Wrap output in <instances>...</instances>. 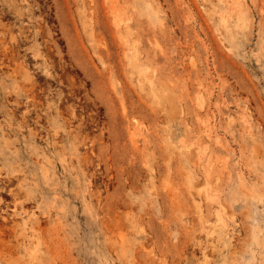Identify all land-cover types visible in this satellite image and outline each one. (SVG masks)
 <instances>
[{"label":"rangeland","instance_id":"1","mask_svg":"<svg viewBox=\"0 0 264 264\" xmlns=\"http://www.w3.org/2000/svg\"><path fill=\"white\" fill-rule=\"evenodd\" d=\"M19 1L0 0L34 30L29 66L0 69L21 194L1 191L0 264H264V0Z\"/></svg>","mask_w":264,"mask_h":264},{"label":"bare ground","instance_id":"2","mask_svg":"<svg viewBox=\"0 0 264 264\" xmlns=\"http://www.w3.org/2000/svg\"><path fill=\"white\" fill-rule=\"evenodd\" d=\"M21 1V0H20ZM19 1V2H20ZM31 1V0H30ZM15 2V1H14ZM8 3V2H7ZM30 3H32V2H30ZM10 5H11V3H9ZM19 5V4H18ZM21 6H23V5H21ZM32 6H34V5H32ZM20 7V6H19ZM25 7V6H24ZM8 8V7H7ZM32 10V9H31ZM34 10V9H33ZM7 15H12L15 19H16V23H15V25H11L12 24V22L11 21H13V20H9L10 22H11V24H8V23H5V22H3V19L7 16ZM28 15H30V9H29V7H25L24 9H19L18 7L17 8H14V10L13 9H10L9 11H3L2 10V12L0 13V41L2 42V44H4V42L5 41H2V39L4 38V39H7V36H10V38H11V40H12V44H10V46H9V43L7 44V43H5L6 45H8V46H6L5 44L2 46V48L0 47V69H1V67L2 68H4V67H11V66H15L14 68L15 69H20V71L21 72H23V69H22V67L23 68H26V66L28 65L29 66V64H26V61H27V58L25 57V54H22V48H25V50H27L26 49V47H22L23 45H25V43L22 45V43L23 42H25L26 40H27V42L29 41L30 42V40L32 39V37H31V35H32V33L34 32V30L33 31H30V27H29V29H27L26 28V26H27V24L25 23V21H24V17L25 16H28ZM32 23V22H31ZM33 23H37V22H34L33 21ZM39 25V24H38ZM40 26H41V23H40V25H39V28H40ZM14 28H18V30H19V33H18V31H17V35L16 34H14L15 33V31H13L14 30ZM41 28H43V26L41 27ZM40 28V29H41ZM28 31H30V32H32L31 33V35H28L27 33H28ZM44 31V30H43ZM41 33H42V30H41ZM45 33V32H44ZM43 36V35H42ZM45 36V35H44ZM29 37L31 38V39H29ZM29 39V40H28ZM7 40H9V39H7ZM1 42H0V44H1ZM7 42V41H6ZM10 42V41H9ZM28 42V43H29ZM1 46V45H0ZM29 48H30V46H28ZM34 52H35V50H34ZM24 53V52H23ZM39 54L38 53H36L35 52V54H34V56L36 57V56H38ZM29 60V59H28ZM27 63H28V61H27ZM31 64V63H30ZM33 64V63H32ZM33 67V66H32ZM27 68H29V67H27ZM10 69V68H9ZM11 69H13V68H11ZM14 69V71H16ZM3 70V69H2ZM33 70V69H32ZM4 71V70H3ZM8 71V70H7ZM10 72H11V70H9ZM18 71V70H17ZM16 71V73L17 74H19L18 72ZM5 72H6V70L4 71V74H5ZM9 72V73H10ZM12 72H13V70H12ZM45 72H47L46 70H45ZM33 74V73H32ZM11 75H14V74H11ZM35 75V74H34ZM7 76V75H6ZM9 76V75H8ZM20 76V75H19ZM22 76V75H21ZM33 77V76H32ZM36 77V76H35ZM19 79H20V77H18ZM34 79H36V78H33V82H34ZM38 79V78H37ZM36 79V80H37ZM36 80H35V82H36ZM23 84H25V83H23ZM28 84H30V83H28ZM33 84V83H32ZM31 84V85H32ZM35 84V83H34ZM37 84V83H36ZM25 86V85H24ZM39 86V85H38ZM37 86V87H38ZM40 86H43V85H40ZM23 87V86H22ZM30 87V86H29ZM28 87V88H29ZM33 87V86H32ZM26 89H27V87H25ZM42 87H39V89H41ZM47 88V87H46ZM46 88H43L42 90L44 91V92H46L45 91V89ZM29 89H31V88H29ZM37 89V88H36ZM35 89V90H36ZM28 90V89H27ZM38 90V89H37ZM47 90H48V88H47ZM26 91V90H25ZM30 92V91H29ZM32 92H34V90L32 89ZM36 92V91H35ZM34 92V93H35ZM38 92H39V90H38ZM42 92V91H41ZM33 94V93H32ZM37 94L38 93H36V96H37ZM9 95V94H8ZM30 95V94H29ZM35 95V94H34ZM32 96L33 98L30 100V103H31V105H35V106H38V105H36V98H35V96ZM10 96H11V94H10ZM16 96L18 97V95L16 94ZM31 96V95H30ZM40 95H38L37 97H39ZM43 96V95H42ZM44 97V96H43ZM41 98V97H40ZM10 99V98H9ZM43 99V98H42ZM41 99V100H42ZM11 100H13V99H11ZM18 100H19V98H18ZM22 100V99H21ZM39 100V99H38ZM15 102V101H14ZM13 102V103H14ZM39 102V101H38ZM43 103H44V99H43V101H42ZM42 102H40V103H42ZM7 103V102H6ZM18 104H19V102L16 104V105H14V106H11V107H13V108H11V109H5V111H6V117H8L9 118V123H8V121H7V124H6V127L10 130V131H12L13 133H15V134H17L18 136H19V138H21L20 140H21V142H24V141H26L27 139L28 140H30V139H32L34 136L33 135H37L38 133L35 131H33L34 129H31L30 128V117L28 116L29 114V110L27 111V112H21L22 113V116H21V119H19L20 118V116L18 117V116H16L17 117V119H16V117H15V114H16V112H17V110H18ZM45 105H46V102L44 103ZM23 105H25L24 103L21 105V106H23ZM30 105V106H31ZM43 105V104H42ZM28 106H29V104H28ZM29 106V107H30ZM35 106H34V108H35ZM40 106V105H39ZM24 107H26V106H24ZM33 107V106H32ZM42 108L44 107V105L43 106H41ZM38 108V107H37ZM33 110H36V109H33ZM32 110V112L33 113H35L34 111ZM44 110V108L43 109H41V111H43ZM62 110V109H61ZM60 110V111H61ZM37 111V110H36ZM64 112H65V110H63ZM3 113L4 114V110H3V107L0 105V113ZM31 112V113H32ZM54 111H52V113H53ZM64 112H63V114H64ZM67 112V111H66ZM21 113H20V115H21ZM61 113V112H60ZM17 114H18V112H17ZM40 114H43L44 116H46L47 118L49 117V115H48V113H47V111H44V113H40ZM63 114H62V116H63ZM4 115V116H5ZM30 115H32V114H30ZM42 115V116H43ZM55 115V114H54ZM4 116H1V117H4ZM41 115H39L38 114V117H37V115L35 116H33V117H35V119L37 118H40L41 117V119L42 118H45V117H42ZM65 116V115H64ZM19 119V120H18ZM40 119V120H41ZM66 119V118H65ZM67 120V119H66ZM2 121H4V120H2ZM47 121V119L44 121V122H46ZM40 122V121H39ZM69 122V119H68V121L66 122V123H68ZM6 123V122H5ZM41 123V122H40ZM32 124V123H31ZM46 124V123H45ZM69 124V123H68ZM35 125V124H34ZM44 125V124H43ZM70 126H71V124H69ZM37 126V125H36ZM45 126V125H44ZM69 126V127H70ZM40 127V126H39ZM43 127V126H42ZM0 128H3V125H2V123L0 122ZM22 128H27L26 130H27V132H28V135L26 134V136H24V138H22V135H24L22 132H21V130H22ZM38 129V128H37ZM40 130V129H39ZM55 131V130H54ZM11 132V133H12ZM61 132V131H60ZM64 132V131H63ZM55 133H56V131H55ZM59 133V132H58ZM62 133V132H61ZM7 134H9V133H7ZM14 135V134H13ZM48 135V134H47ZM60 137H61V135L60 134H58ZM42 137H43V135H42ZM48 137V136H47ZM46 138V137H45ZM70 138V137H69ZM27 140V141H28ZM42 140V139H41ZM45 140V139H44ZM58 141H59V139H58ZM61 141H62V137H61ZM60 142V141H59ZM8 143V142H7ZM63 143V142H62ZM58 144V143H57ZM10 144L8 143V146H9ZM0 146H1V141H0ZM20 146V145H19ZM54 146V145H53ZM62 146V145H61ZM60 146V147H61ZM58 148H59V146H58ZM63 148V147H62ZM2 151V154L3 155H5V150H1ZM32 151V150H31ZM31 153V152H30ZM2 158V157H1ZM17 167V166H16ZM19 167V166H18ZM21 172H23L22 170H21ZM11 174H13V171H9L8 173H7V175L6 176H3V173L0 171V195H1V191L3 192V191H7V192H10L13 196V198L15 199V201H17L20 197H21V194H20V190H16L13 186H12V177H11ZM21 175V174H20ZM17 178H18V176H17ZM21 179V178H20ZM15 180V179H14ZM18 180V179H17ZM17 187V186H16ZM20 189V188H19ZM6 192V193H7ZM10 193H8V194H10ZM1 196H0V202H1ZM22 199V198H21ZM20 207V205L19 204H16V208H15V212L17 213V209H21V208H23V207H21V208H19ZM1 208H2V206L0 207V210H1ZM12 214V213H11ZM9 215V214H8ZM7 215V216H8ZM16 215V214H15ZM10 216V215H9ZM12 216V215H11ZM0 219L3 221H1L0 222V229H2V226H3V230H5L6 229V227L8 226V227H12V231H11V233L13 232V229L15 230L16 228H17V226H18V224L17 223H15V221L12 219L11 221L9 220V217H3L2 215H0ZM9 228H7V231H8V233H10L9 231L10 230H8ZM2 230V231H3ZM21 230V229H20ZM6 230H5V235H6V232H7ZM26 230H24V232H25ZM1 232V231H0ZM4 232V231H3ZM20 232V231H19ZM22 232V231H21ZM2 233V232H1ZM7 233V234H8ZM3 234V233H2ZM1 234V235H2ZM13 234V233H12ZM11 234V235H12ZM24 234H26V233H24ZM4 234H3V236L4 237H6ZM10 235V236H11ZM15 235V233L13 234V236ZM15 237V236H14ZM7 238V237H6ZM22 238V237H21ZM20 238V239H21ZM20 239H19V241H20ZM24 238H22L21 240H23ZM26 239H27V237H26ZM23 242V241H22ZM13 244V243H12ZM17 245V244H16ZM19 245V244H18ZM12 246H15V243H14V245H12ZM11 246V252H14V250L16 249H13L14 247H12ZM4 247V246H3ZM2 247V248H3ZM5 248H6V246H5ZM8 249H9V246H8ZM7 249V250H8ZM6 251V250H5ZM6 252H8V251H6ZM17 252V251H16ZM26 252H28V251H26ZM15 253V252H14ZM13 254V253H12ZM16 254V253H15ZM15 254L13 255V256H15ZM31 254V253H30ZM17 255V254H16ZM4 256V255H3ZM26 261V260H25ZM30 261V260H29ZM32 261H30V263H31ZM27 262H24V264H26ZM23 264V263H22Z\"/></svg>","mask_w":264,"mask_h":264}]
</instances>
